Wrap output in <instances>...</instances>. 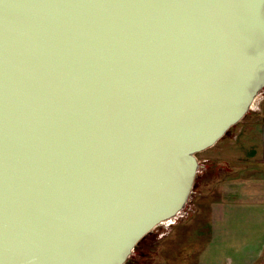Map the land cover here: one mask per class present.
Returning <instances> with one entry per match:
<instances>
[{
	"label": "water",
	"instance_id": "obj_1",
	"mask_svg": "<svg viewBox=\"0 0 264 264\" xmlns=\"http://www.w3.org/2000/svg\"><path fill=\"white\" fill-rule=\"evenodd\" d=\"M263 91L264 0H0V264H125Z\"/></svg>",
	"mask_w": 264,
	"mask_h": 264
},
{
	"label": "crops",
	"instance_id": "obj_2",
	"mask_svg": "<svg viewBox=\"0 0 264 264\" xmlns=\"http://www.w3.org/2000/svg\"><path fill=\"white\" fill-rule=\"evenodd\" d=\"M248 114L236 132L229 131L207 150L205 166L200 167L213 212L203 264L212 263V252L215 258L211 246L221 244L227 247V264H257L263 258L264 105Z\"/></svg>",
	"mask_w": 264,
	"mask_h": 264
},
{
	"label": "rangeland",
	"instance_id": "obj_3",
	"mask_svg": "<svg viewBox=\"0 0 264 264\" xmlns=\"http://www.w3.org/2000/svg\"><path fill=\"white\" fill-rule=\"evenodd\" d=\"M162 14L172 21L182 20V13L179 11ZM263 105L264 98L257 103V110L262 109ZM243 121L230 129V134L236 132ZM234 137L233 140H235ZM208 152L197 154L200 167L205 166L204 159L208 156ZM201 172L197 175L195 188L185 210L181 213L182 215L180 214L179 221L170 228L166 226L158 233L153 232L148 237L147 242L141 244V253L132 257L135 264H203V252L205 248L209 249L211 243V239H209L211 226L209 224L212 223L213 212L209 211L208 208L209 197L207 196L209 193L205 194L204 192L203 181L205 179L203 180L201 177ZM215 246H211L212 251H215V258L214 252H212L211 264H227V247L225 248V244ZM261 255L263 258L257 264H264V251Z\"/></svg>",
	"mask_w": 264,
	"mask_h": 264
},
{
	"label": "flooded vegetation",
	"instance_id": "obj_4",
	"mask_svg": "<svg viewBox=\"0 0 264 264\" xmlns=\"http://www.w3.org/2000/svg\"><path fill=\"white\" fill-rule=\"evenodd\" d=\"M194 190V189H193ZM158 228V227H157ZM156 228V229H157ZM156 229H154V230H156ZM153 230V231H154ZM152 231V232H153ZM151 232V233H152ZM151 233L150 234H148L147 236H145L136 246H135V249H134V252H133V254L129 257V259L127 260V262L125 263V264H135L133 261H132V257L133 256H136V254H138V253H141V244L142 243H145V242H147V239H148V237L151 235Z\"/></svg>",
	"mask_w": 264,
	"mask_h": 264
},
{
	"label": "bare ground",
	"instance_id": "obj_5",
	"mask_svg": "<svg viewBox=\"0 0 264 264\" xmlns=\"http://www.w3.org/2000/svg\"><path fill=\"white\" fill-rule=\"evenodd\" d=\"M258 99V98H257ZM253 106H257V103L256 104H253ZM182 215V214H181ZM181 215H180V217H181ZM179 218V217H178ZM173 219L171 222H166V223H164V224H162V225H160L156 230H154L153 232L154 233H158V232H160L163 228H165L166 226H169V228L170 227H172L173 225H175L176 223H177V221H179V219ZM152 232V233H153ZM151 233V234H152Z\"/></svg>",
	"mask_w": 264,
	"mask_h": 264
},
{
	"label": "built area",
	"instance_id": "obj_6",
	"mask_svg": "<svg viewBox=\"0 0 264 264\" xmlns=\"http://www.w3.org/2000/svg\"><path fill=\"white\" fill-rule=\"evenodd\" d=\"M257 98H258V99L255 100L254 104H256V103H258L259 101L263 100V98H264V91H263V92H262ZM253 110H254L255 112L258 111L256 106H252L251 111H253ZM192 193H193V192H192Z\"/></svg>",
	"mask_w": 264,
	"mask_h": 264
}]
</instances>
